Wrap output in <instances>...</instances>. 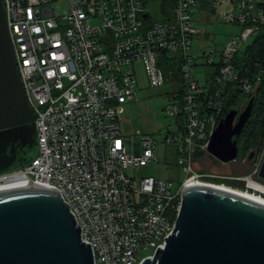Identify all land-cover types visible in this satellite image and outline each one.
Returning <instances> with one entry per match:
<instances>
[{"label": "built area", "instance_id": "2783aa9c", "mask_svg": "<svg viewBox=\"0 0 264 264\" xmlns=\"http://www.w3.org/2000/svg\"><path fill=\"white\" fill-rule=\"evenodd\" d=\"M17 70L35 114L39 152L25 165L0 174L24 186L57 189L70 205L95 264H141L164 249L176 227L185 188L212 184L197 168L219 124L228 82L252 91L250 77L235 66L249 37L264 29V0H2ZM200 13V20L194 15ZM148 18H145V15ZM242 26L220 51V69L202 85L196 78L203 54L200 22ZM206 33V32H205ZM207 65L215 64L211 53ZM169 65L166 73L163 62ZM153 86L177 72L181 85L169 116L176 130L165 138L176 146L184 179L130 176L128 169L155 155L156 141L133 143L124 130V105L134 100L137 66ZM203 65V64H202ZM144 146V147H143ZM250 182L263 183L246 178ZM261 194V192H259ZM176 212V216H175Z\"/></svg>", "mask_w": 264, "mask_h": 264}, {"label": "water", "instance_id": "95a60500", "mask_svg": "<svg viewBox=\"0 0 264 264\" xmlns=\"http://www.w3.org/2000/svg\"><path fill=\"white\" fill-rule=\"evenodd\" d=\"M148 18V15H145ZM252 96L231 109L212 133L207 152L222 162L238 158L237 138L250 119ZM36 116L17 70L0 0V174L39 152ZM250 153V158L253 156ZM264 180V159L259 171ZM164 249L141 264H264V203L199 184L187 187ZM0 264H95L70 205L57 189L24 186L0 192Z\"/></svg>", "mask_w": 264, "mask_h": 264}, {"label": "rangeland", "instance_id": "374dc122", "mask_svg": "<svg viewBox=\"0 0 264 264\" xmlns=\"http://www.w3.org/2000/svg\"><path fill=\"white\" fill-rule=\"evenodd\" d=\"M147 6L153 13L159 12V0H147ZM200 13L194 15L196 20H200ZM198 26L203 30V42L194 44L192 51L203 54L198 62L202 63L197 67L196 78L202 85H206L212 80L220 61V51L236 34H240L242 26L215 20L213 16L208 22H200ZM206 32V33H205ZM254 40V36L249 37L244 44V48L237 56V63L242 64V56L245 47ZM216 47V52L210 56L214 58L215 64L207 65L206 56L209 55L211 47ZM163 62V61H162ZM164 69L167 73L169 65L164 61ZM138 85L134 100L124 105V130L132 135V142L142 141L144 136H150L156 141L155 155L158 160L152 159L139 166L138 169H128L130 176H153L157 179H169L174 182V191L178 190L184 179V172L179 164V153L176 146L166 142L165 138L170 132L176 130V119L169 116V105L175 101L173 93L175 88L181 85L179 78L171 74L166 83L160 86H153L146 74L143 65L137 66ZM234 88H238L234 85ZM248 100V94L242 93L239 97L237 107L241 112ZM243 105V106H242ZM144 147V146H143ZM253 156L249 158L251 152ZM264 159V145L261 147L257 143L252 145L247 151L241 154L236 160L222 162L209 154L201 155L197 161V168L203 173V178L207 182L214 184H225L236 190L245 191L248 189L246 178L252 176L253 179L264 184V180L259 177V171ZM249 191V190H248ZM250 192L253 190L250 189ZM264 195V194H263ZM261 195L262 197H264Z\"/></svg>", "mask_w": 264, "mask_h": 264}, {"label": "trees", "instance_id": "16d2710c", "mask_svg": "<svg viewBox=\"0 0 264 264\" xmlns=\"http://www.w3.org/2000/svg\"><path fill=\"white\" fill-rule=\"evenodd\" d=\"M165 5L169 8L171 6L170 0H165ZM242 60V64H238L235 61V66L241 77H250L253 89L247 92L239 87L238 81L228 82L224 87L225 100L219 115L220 120L231 109L236 108L239 110L240 108L237 105L242 93L248 94V100L244 103L246 105L249 99L255 96L252 115L237 138L239 146L238 157L256 143L261 147L264 145V29L245 47ZM219 69L220 67L217 68L216 73ZM175 77L178 78L179 74L176 73ZM234 85H237L238 88H234ZM206 152V150L198 149L195 153V159L198 160ZM248 157L250 158V154Z\"/></svg>", "mask_w": 264, "mask_h": 264}, {"label": "bare ground", "instance_id": "6f19581e", "mask_svg": "<svg viewBox=\"0 0 264 264\" xmlns=\"http://www.w3.org/2000/svg\"><path fill=\"white\" fill-rule=\"evenodd\" d=\"M20 185H22V183L20 182L19 179L17 178H13V179H8V180H5L4 182L0 183V192L1 191H4V190H8V189H12V188H19ZM214 186H218L220 188H224V189H227V190H231L233 192H236V193H239V194H242L244 196H247L249 198H252L254 200H257L261 203H264V197H262L261 195L264 194V186L256 183V182H250V187L252 189H255V190H259V192H261V194L259 192H250V190L248 191L245 190V191H240V190H236L234 188H231L225 184H214ZM264 196V195H263Z\"/></svg>", "mask_w": 264, "mask_h": 264}]
</instances>
